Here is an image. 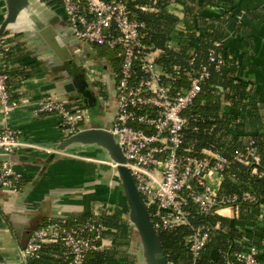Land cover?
Here are the masks:
<instances>
[{
	"label": "built area",
	"instance_id": "built-area-1",
	"mask_svg": "<svg viewBox=\"0 0 264 264\" xmlns=\"http://www.w3.org/2000/svg\"><path fill=\"white\" fill-rule=\"evenodd\" d=\"M59 1L63 22L85 46V54L92 45L114 52L118 61L117 71H111L115 110L107 130L123 151L125 165L149 210L155 231L159 234L190 226L191 232L184 240L189 258L182 264H200L210 231L205 226H191L186 210L188 202L198 212L207 214L223 207L237 210L241 203L258 202L259 214L264 215V200H258L254 194L219 192L229 168L227 158L208 149L197 154L183 146L187 123L184 111L208 79L209 65L219 70L225 64L224 54L211 49L207 64L185 71L186 85L172 91L168 82L171 75L156 63L161 49L146 43L145 23L133 16L126 0ZM241 22L242 13H239L235 23ZM9 50L6 38L0 36V155L4 157L0 162V189L15 191L19 189L22 174L14 169L11 155L24 148L40 147L24 140L21 132L8 123L10 113L18 106L9 93V76L3 69ZM98 75L100 71L89 69L91 79ZM34 112L56 116L57 125L66 138L91 127L88 109L77 102L44 96ZM233 160L257 163L254 140L249 139L243 151H234ZM111 165L116 169L117 164L112 160ZM254 172L258 174L255 169ZM115 207L106 204L103 210L110 213ZM105 229L93 215L82 221L73 219L72 223L65 217L51 219L31 231L25 245L19 249L20 264H43L41 250L47 243L61 244L68 264H84L88 253L105 248ZM235 258L243 264H264L258 245L250 240H246Z\"/></svg>",
	"mask_w": 264,
	"mask_h": 264
},
{
	"label": "crops",
	"instance_id": "crops-1",
	"mask_svg": "<svg viewBox=\"0 0 264 264\" xmlns=\"http://www.w3.org/2000/svg\"><path fill=\"white\" fill-rule=\"evenodd\" d=\"M29 1L28 7L21 9L10 21L7 0H0V36L10 45L3 69L9 76V93L18 102L8 123L21 132L24 140L40 147L24 148L11 155L14 169L22 174L20 186L15 191L0 189V254L6 261L16 259L31 231L51 219L97 216L106 204L125 202L111 160L87 156V149L93 146L66 143L56 116L34 112L37 102L44 96L81 103L84 107L96 102L97 108L85 107L91 126L108 128L115 110L111 71L118 61L114 56L112 60L100 55L94 45L85 54V46L64 24L59 4L47 6L40 0ZM231 1L241 12L251 14L241 22L240 30H236V24L230 25L224 47L236 63L234 75L254 84L258 91L260 121L253 120V125L246 122L245 128L258 127L264 132V0ZM199 3L200 0H195L194 6ZM204 11L220 16L223 8L207 7ZM56 17L59 21L53 28H57L61 43L71 56L68 60L55 54L39 31ZM181 32L174 34V44ZM92 64L100 75L91 79ZM65 71L69 72L68 76ZM68 77L75 81L76 90L71 92L63 88ZM224 106L230 109L228 103ZM3 158L0 155V162ZM259 212L252 206L237 210L223 207L216 211L241 233L243 246L246 240L258 245L259 257L264 262V215ZM103 244L108 247L110 240L104 238ZM211 255L214 257L216 251Z\"/></svg>",
	"mask_w": 264,
	"mask_h": 264
},
{
	"label": "trees",
	"instance_id": "trees-1",
	"mask_svg": "<svg viewBox=\"0 0 264 264\" xmlns=\"http://www.w3.org/2000/svg\"><path fill=\"white\" fill-rule=\"evenodd\" d=\"M40 1L47 6L60 4L59 0ZM194 2L195 0H126V5L134 17L145 23L146 43L161 49L156 63L171 75L168 82L172 91L186 85L185 71L207 64L211 49L224 54L225 64L219 70L213 64L209 65L208 79L202 83L200 93L184 111L187 123L183 130V146L197 154L203 149L212 150L229 160V168L219 190L221 194L249 192L258 200H264V132L258 127L250 128L251 131L245 128L246 122L260 121L258 91L254 84L234 75L236 63L224 47L225 36L230 25L236 24V16L242 13L243 21L251 13L241 12L231 0H200L198 6H194ZM207 7L223 8V12L220 16L209 14L204 11ZM236 25V30H240L241 24ZM180 30V38L174 44V34ZM94 46L100 55H107L114 60L113 51ZM191 59L193 61L190 65ZM114 65L117 71L118 62ZM89 103L91 104L85 107L97 108L96 102ZM225 103L230 105V109L225 108ZM80 105L83 106L81 103ZM247 132L251 134L248 136ZM249 139L254 140L258 162L244 164L234 161L233 152L243 151ZM254 169L262 175L253 173ZM258 205V202L241 203L240 208L252 206L259 210ZM115 206L110 213L103 211L94 216L106 228L103 237L110 240V245L103 250L88 253L84 264H136L127 250L134 232L137 234L128 218L124 217L128 213L127 203L125 201ZM186 210L191 226H205L210 231L200 264H243L235 258V254L243 246L241 233L226 218L214 211L200 213L190 202L186 204ZM88 216L67 220L72 223L73 219L82 221ZM190 232V226H180L174 231L158 234L167 262L182 264L188 261L184 240ZM138 240L141 249L139 237ZM213 250L216 251L214 257L211 255ZM63 251L59 243L44 244L40 262L68 264Z\"/></svg>",
	"mask_w": 264,
	"mask_h": 264
},
{
	"label": "water",
	"instance_id": "water-1",
	"mask_svg": "<svg viewBox=\"0 0 264 264\" xmlns=\"http://www.w3.org/2000/svg\"><path fill=\"white\" fill-rule=\"evenodd\" d=\"M29 2V0H7L11 13L9 20L12 21L21 9L27 8ZM58 21V17L49 20L39 31L49 43L55 54H57L62 60H68L71 56L66 46L61 43L60 35L56 30L57 28H53ZM64 74L68 76L69 72L65 71ZM74 82L73 77L67 78V81L63 84V88L66 92L76 90ZM65 141L68 144L95 143L106 149L111 160L117 164V174L128 207L127 218L135 228L140 239L143 261L145 264H167L158 233L155 231L153 222L150 218L149 210L140 192L135 186L129 169L125 165L123 151L115 141L114 136L106 127L91 126L66 138ZM0 264H20L19 253L13 261L4 260L0 254Z\"/></svg>",
	"mask_w": 264,
	"mask_h": 264
},
{
	"label": "rangeland",
	"instance_id": "rangeland-1",
	"mask_svg": "<svg viewBox=\"0 0 264 264\" xmlns=\"http://www.w3.org/2000/svg\"><path fill=\"white\" fill-rule=\"evenodd\" d=\"M97 63H99V62H97ZM91 69L94 71L95 65L92 64ZM89 87L91 88V90H93L92 86H89ZM75 144H78V145L83 146V147L84 146L85 147L93 146V147H90L87 149L88 150V152H86V154H88L87 156H95L97 158H106L109 161L111 160L106 149H104L102 146H100L98 144H95V143L94 144L71 143V145H75ZM124 217L126 218L127 215H125ZM127 250L130 253V255L132 257H134V262H136V264H145V262L143 261V258H142L143 256L141 255V252H140L138 236L135 232L133 235L132 242H131V244Z\"/></svg>",
	"mask_w": 264,
	"mask_h": 264
},
{
	"label": "bare ground",
	"instance_id": "bare-ground-1",
	"mask_svg": "<svg viewBox=\"0 0 264 264\" xmlns=\"http://www.w3.org/2000/svg\"><path fill=\"white\" fill-rule=\"evenodd\" d=\"M140 252H142V249H140ZM143 258V257H142Z\"/></svg>",
	"mask_w": 264,
	"mask_h": 264
}]
</instances>
